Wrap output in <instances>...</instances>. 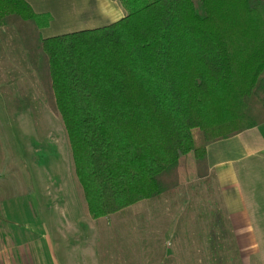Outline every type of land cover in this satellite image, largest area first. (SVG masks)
I'll return each instance as SVG.
<instances>
[{
    "label": "trees",
    "instance_id": "1",
    "mask_svg": "<svg viewBox=\"0 0 264 264\" xmlns=\"http://www.w3.org/2000/svg\"><path fill=\"white\" fill-rule=\"evenodd\" d=\"M119 1L115 23L44 38L50 14L0 0L92 220L211 182L207 147L264 124V0Z\"/></svg>",
    "mask_w": 264,
    "mask_h": 264
},
{
    "label": "rangeland",
    "instance_id": "2",
    "mask_svg": "<svg viewBox=\"0 0 264 264\" xmlns=\"http://www.w3.org/2000/svg\"><path fill=\"white\" fill-rule=\"evenodd\" d=\"M78 9L85 10L83 6ZM84 17L86 15L71 14L56 18L58 24L53 28L62 31L51 37L92 29V19ZM27 51L15 32L6 33L4 41L0 34V52H4L6 66L12 64L18 68L21 63V66L28 68ZM22 78L25 79L23 74ZM28 94L38 101L35 107L42 103L39 101H42L44 94L39 84L36 90L32 84L17 83L13 90L7 92V96H3L0 90V197L19 203L33 195L35 189L43 213H51L53 207L56 216H59L55 219L59 225L62 219L65 225H69L67 218L73 222L74 218L84 214L83 237L67 249L71 256L78 257L75 264H243L236 252V240L231 235L230 227L224 231L228 236L222 238V245L219 236H207L211 226L214 228L217 225L219 228L220 225L212 206L215 199L212 181H198L187 186L185 191L167 193L157 200L143 201L114 215L92 220L75 174L71 148L61 118L48 110L46 115L51 116V122L47 119V124L43 121L44 115L37 120L21 117L20 114L26 116L40 111L23 109L21 112L23 106H33L34 101L28 99ZM10 114H14L15 118L12 119ZM223 144L226 153L229 150L236 152L235 147L229 148L233 143ZM245 166L264 167V155L247 158ZM7 207L9 205L4 207L6 211ZM167 213L172 216L166 222ZM13 217L15 223L0 216V246H4V264H38L35 256L30 258L28 245L16 248L15 237L27 238L28 217L25 212H16ZM20 224L21 229L15 227ZM244 264L261 263H254L251 254Z\"/></svg>",
    "mask_w": 264,
    "mask_h": 264
},
{
    "label": "crops",
    "instance_id": "3",
    "mask_svg": "<svg viewBox=\"0 0 264 264\" xmlns=\"http://www.w3.org/2000/svg\"><path fill=\"white\" fill-rule=\"evenodd\" d=\"M26 1L32 6L35 13L50 14L53 18L49 27L41 30L44 38H50L57 32L62 31H55L53 28L58 24L56 22V18L58 17L62 18L63 16L71 14H83V16L86 15L83 19H92L93 24H90V26H92V29H96L102 26L104 27V25L106 26L107 24L110 25V23H115L126 15V11L119 0ZM82 6L85 9L84 11L78 9ZM51 28L52 30H50ZM11 31L12 30L8 31V29L0 28L2 41H4L6 33L14 34V32ZM11 57L13 58L15 56L11 55ZM5 60L6 57H4V52H0V90L3 96L6 95L7 92L9 93L13 90L14 85H17V83L21 84V82L25 85L26 83L32 84L33 89L35 88L36 90L39 84V89L44 94L38 81L37 74L31 68V65L27 68L25 65L21 66V63H19V67L15 68L12 64L6 66ZM22 74L25 78L24 80H22ZM22 92L24 91L22 90ZM30 95L31 94H28V96H26L28 99L34 101V103H32L33 106H23L24 108H22L21 112L23 109L40 111L37 112V114L31 111L32 113H30V115L25 116L24 114H20V116L37 120L38 117L44 115L43 121L47 124V119H49L50 123L51 116L46 115V110L50 111L52 114L53 112L45 96L43 95L42 101H39L42 103L35 107L38 101H35ZM14 100L17 102V99L14 98ZM2 105H5L3 100ZM10 115H12V119L18 116L17 112L15 116L14 114ZM223 143H233L229 148L235 147L234 149L236 152L232 153V151L229 150V152L226 153V146ZM258 155H264V124L207 147L209 177L212 181L213 196L215 198L212 200V206H214V210H216V220L220 221L219 228L217 225H215L214 228L211 226L212 229H208L207 236H219L221 238L220 244L222 245V238L225 235L228 236V233L225 232L224 234V231H227L230 227L232 230L231 235L234 236L236 240V252L241 257V262L243 264L245 259L250 258L251 254L254 263L258 262L264 264V167L245 166L247 158H253ZM198 181L202 180L199 179L188 184H183L179 187V191L186 190L187 186L195 184ZM34 192L35 189H33V195L26 197L19 203L9 202L10 199L5 200L0 197V216L4 220L14 222L13 220L15 218L13 215L14 213L16 214V212H25L28 217V229L26 227L27 238L18 239V237H15V242L17 244L16 248L18 249L22 248L24 245H28L30 258L32 255L35 256L34 259L38 264H75L78 257L71 256L67 249L69 250V246H72L75 242L78 243L83 237L84 214L74 218L73 222L67 218L70 223L69 225H65V221L62 219L63 222L59 225L58 222H55V219L59 217L56 216L57 212H54L52 207L51 213L45 215L42 211V203ZM193 196L189 197V199L193 198ZM52 203L55 205V202ZM6 205H9L7 211L4 209ZM44 205L46 206L47 204ZM12 206L13 209H10ZM169 216H172V214L169 213L166 215V222L168 218H170ZM15 227L21 229V224ZM168 233L170 232H166V234ZM225 245L227 244L225 243ZM0 248V264H4V246L1 245Z\"/></svg>",
    "mask_w": 264,
    "mask_h": 264
}]
</instances>
